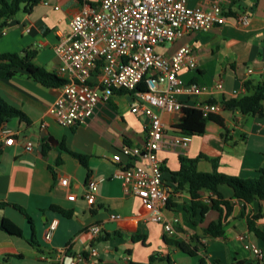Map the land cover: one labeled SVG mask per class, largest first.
I'll use <instances>...</instances> for the list:
<instances>
[{
    "label": "crops",
    "instance_id": "obj_1",
    "mask_svg": "<svg viewBox=\"0 0 264 264\" xmlns=\"http://www.w3.org/2000/svg\"><path fill=\"white\" fill-rule=\"evenodd\" d=\"M31 12H19L0 30V54L36 51V65L50 73L58 74L60 60L54 47L61 34L69 32V21L82 10L81 0H45ZM217 0H189V5L209 10ZM228 21L209 31L189 33L177 41L160 46L157 51L164 56L173 55L180 47L189 45L197 59V69L184 71L185 82H195L214 88L219 82L223 90L206 93L201 101L222 104L231 98L251 94L250 90L264 83V0H219ZM55 7H59L58 10ZM246 14L250 24L240 26L232 17ZM254 69L249 75L248 69ZM237 92V94H233ZM60 95L57 88H48L26 72L18 70L10 79H0V97L8 105L22 111L27 121L11 119L6 125L18 132L17 141L2 146L0 156V221L7 219L17 225L23 237L0 231V264H72L80 255L84 264L147 263L152 256L170 259L158 264H264L245 245H251L264 254V242L249 232L246 220L240 218L243 204L236 200L233 191L220 186L219 192L231 201L234 211L227 220L225 234L218 238L205 237L204 229L219 218L211 210L204 218L200 210L190 208L188 186L176 190L164 210L166 220L176 233L170 236L163 224L146 222V210L136 197L126 195L122 183L115 178L122 164L113 161L122 145L141 147L146 140L148 120L131 113L133 99L128 94L116 92L108 103L98 105L95 115L85 125L64 128L48 113ZM184 109H194L197 99L182 95ZM183 109V110H184ZM163 113L162 120L169 134L175 130L184 111ZM224 126L209 121L205 133L191 137L187 149H164L159 158L164 162L166 182L175 188L172 173L181 167L180 158H200V172L216 170L228 176L254 179L264 173V112L244 116L238 111L224 109L219 114ZM45 125V128H43ZM49 137H41L45 132ZM26 141L33 150L25 149ZM47 146L45 152L44 146ZM85 157L86 165L71 153ZM123 163L127 159L123 157ZM66 177L68 187L59 185ZM99 183L94 206L84 198L88 179ZM74 195L75 200L68 199ZM204 203H209L212 193L201 191ZM16 206L26 211L32 219L39 247L29 243L31 227L27 218ZM52 206L71 213L65 217L51 210ZM261 212L257 221L264 232V202L246 205L245 215ZM116 215L119 218L112 219ZM52 222L56 228L50 240L46 232ZM101 224L103 234L94 239L88 232L92 225ZM239 236H246L240 240ZM166 239L198 246L195 257L184 254ZM95 248L98 255L92 256Z\"/></svg>",
    "mask_w": 264,
    "mask_h": 264
},
{
    "label": "built area",
    "instance_id": "obj_2",
    "mask_svg": "<svg viewBox=\"0 0 264 264\" xmlns=\"http://www.w3.org/2000/svg\"><path fill=\"white\" fill-rule=\"evenodd\" d=\"M81 1V12L69 21V32L61 34L54 47L61 63L58 75L65 83L57 88L60 95L48 113L61 127H77L88 123L98 105L108 103L117 91L132 93L129 94L133 99L131 113L148 120L145 126L147 137L141 147L124 144L113 155V161L122 164L115 178L121 181L126 195L140 200L146 210V222L161 223L166 233L174 236L176 231L166 220L164 210L176 189L166 182L165 165L159 152L164 149L185 150L191 136L169 134L162 114L182 111L185 104L179 97L185 95L197 99L193 108L204 118L219 115L225 109L222 104L204 102L200 97L223 90V83L219 82L212 89L182 79V72L196 70L198 66L189 45L180 47L171 56H164L157 49L189 33L220 27L229 18L219 0L209 10L192 7L189 0ZM42 2L48 4L45 0ZM232 18L240 26L250 24L246 14ZM247 72L251 75L254 69L249 68ZM142 83L147 90L136 91ZM17 135L18 132L6 124L1 125L0 145H13ZM33 147L31 141H26L27 151H32ZM123 157L127 163H123ZM101 181L90 178L86 183L84 198L91 206L97 202ZM59 185L68 187V178H60ZM68 199L73 201L75 196ZM111 218L119 217L112 215ZM55 228L56 222H52L46 232L47 240L51 239ZM88 232L98 239L103 234V227L101 224L92 225ZM245 238L239 236L240 240ZM245 248L264 261L261 250L248 244ZM90 254L98 255L95 248ZM84 260L80 255L72 264H84Z\"/></svg>",
    "mask_w": 264,
    "mask_h": 264
},
{
    "label": "trees",
    "instance_id": "obj_3",
    "mask_svg": "<svg viewBox=\"0 0 264 264\" xmlns=\"http://www.w3.org/2000/svg\"><path fill=\"white\" fill-rule=\"evenodd\" d=\"M40 2H42V0H0V30L7 27L9 20L15 17L19 12H31L32 9ZM36 56V51H25L23 54H0V79H10L14 77L18 70H20L26 72L31 78L45 87L58 88L62 86L65 83V80L58 74L50 73L44 68L36 65L34 62ZM245 86L249 91H251V94L241 98H231L225 100L223 102L225 109L229 111H238L244 116H255L264 112V83L257 85L252 90H250L249 83H245ZM146 90L147 87L145 83H142L137 87L136 91L145 92ZM117 92L128 95L132 94L124 90H119ZM183 111L184 115L178 126L175 127V130L183 135L192 137L204 134L206 124L209 121L215 122L220 126H224V120L220 115L212 114L209 117L204 118L203 114L196 109H184ZM13 118H19L22 121H27V117L22 111L8 105L0 97V126L7 124ZM43 140H45V138ZM44 147L43 152L47 149L46 145ZM1 154L2 147L0 145V156ZM71 154L78 158L83 165H86L84 156L74 152ZM199 159L200 158L190 159L181 157V167L177 172L172 173V182L175 185L176 190L188 186L191 198L190 208L193 213L200 210L202 218H204L211 210L219 213V218L204 229L205 237L218 238L225 234L227 220L234 211L231 201L226 200L219 192L220 186H227L233 191L234 198L243 204L240 218L246 220L249 232L264 242V232L257 225V221L262 218L263 214L259 212L255 215H245L246 205H251L255 201L264 202V173H261L260 177L254 179H243L236 176H228L223 173H219L216 170L215 160L212 161L215 166L214 171L211 173H204L200 172L197 168ZM201 191H209L212 193L213 196L209 198V203L203 202L200 195ZM4 206H7V204L0 203V208ZM15 208H17V210H19L29 221L31 227L29 243L34 247H39L36 240L34 222L21 207L16 206ZM51 210L62 213L68 218L71 216V213L64 212L56 206H52ZM0 231L11 236L23 237L22 230L7 219L0 221ZM166 242L175 246L181 252L189 256L195 257L198 254L197 245L193 246L191 243L172 239H166ZM205 261V258H202L200 264H206ZM159 262L170 263V259H159L156 256H152L147 263L130 262L129 264H158ZM214 264L220 263L215 262ZM241 264L258 263L251 262Z\"/></svg>",
    "mask_w": 264,
    "mask_h": 264
},
{
    "label": "water",
    "instance_id": "obj_4",
    "mask_svg": "<svg viewBox=\"0 0 264 264\" xmlns=\"http://www.w3.org/2000/svg\"><path fill=\"white\" fill-rule=\"evenodd\" d=\"M41 137L42 138L48 137L49 138V141L52 143V139H51V137H49V132L46 131L44 134L41 135Z\"/></svg>",
    "mask_w": 264,
    "mask_h": 264
},
{
    "label": "rangeland",
    "instance_id": "obj_5",
    "mask_svg": "<svg viewBox=\"0 0 264 264\" xmlns=\"http://www.w3.org/2000/svg\"><path fill=\"white\" fill-rule=\"evenodd\" d=\"M7 1H10V0H7Z\"/></svg>",
    "mask_w": 264,
    "mask_h": 264
}]
</instances>
